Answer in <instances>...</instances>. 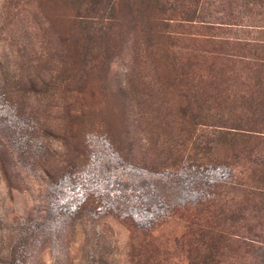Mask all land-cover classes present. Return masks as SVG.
<instances>
[{"label": "rangeland", "instance_id": "rangeland-1", "mask_svg": "<svg viewBox=\"0 0 264 264\" xmlns=\"http://www.w3.org/2000/svg\"><path fill=\"white\" fill-rule=\"evenodd\" d=\"M17 1L0 0V142L11 160L7 178L0 169V264H185L172 238L196 217L225 235L219 264H264V186L235 157L214 166L186 151L176 168L143 166L176 159L184 136L171 66L198 50L186 22L168 44L146 34L137 0H118L107 57H84L68 9ZM205 1L200 15L221 21L220 39L264 45V2ZM227 52L237 85L246 51Z\"/></svg>", "mask_w": 264, "mask_h": 264}, {"label": "trees", "instance_id": "trees-1", "mask_svg": "<svg viewBox=\"0 0 264 264\" xmlns=\"http://www.w3.org/2000/svg\"><path fill=\"white\" fill-rule=\"evenodd\" d=\"M29 1L44 0H19L16 3L25 4ZM57 1L73 17L70 25L72 41L81 48L80 54L86 57L92 55L93 49H98L95 57L100 55L106 58L104 45L116 34L112 28L116 25L114 9L118 0ZM137 2L146 14V34L154 33V36L162 37L169 44L168 33L179 31L183 25L178 21H183L191 34L196 36L194 43L198 50H190L189 58L184 62L174 57L176 66H171L173 78L177 81L178 95L183 102L182 107H175L173 125L176 124V130L184 135L175 141L173 156H177V152L183 155L187 151L192 161L208 162L214 166L225 164L228 156L235 157L246 167V176L250 182L264 186V45L220 39L218 30L222 29L223 32V28L213 24L221 21L216 18H209L211 21L202 20L203 16L200 15L205 0ZM201 43L203 46L200 48ZM234 46L246 51V55H243L245 60L241 61L240 74L245 78L238 79L237 85L227 82L224 70L229 62L227 60H230L227 51ZM125 78L128 88L138 84L128 75ZM29 82L32 83V80ZM183 122H186L184 127L181 126ZM198 128L201 129L196 132ZM182 155L176 159L166 156L162 160L144 157L147 161H143V166L152 171L163 167L176 168ZM167 159H171L169 166L164 164ZM10 164L9 153L0 142V169L5 178ZM7 182L10 185V181ZM195 215L196 211L191 214ZM228 217L232 218L231 215ZM146 233L151 236L149 232ZM172 241L178 247L182 244L186 246L185 264H219L220 253L215 249L218 245L222 246L225 235L206 218L196 217L189 219L183 231Z\"/></svg>", "mask_w": 264, "mask_h": 264}]
</instances>
